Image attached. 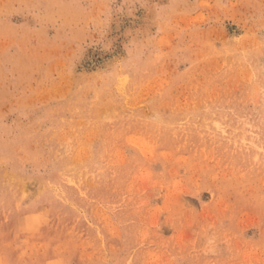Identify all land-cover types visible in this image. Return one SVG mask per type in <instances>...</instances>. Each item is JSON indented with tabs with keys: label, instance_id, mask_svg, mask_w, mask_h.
Instances as JSON below:
<instances>
[{
	"label": "rangeland",
	"instance_id": "1",
	"mask_svg": "<svg viewBox=\"0 0 264 264\" xmlns=\"http://www.w3.org/2000/svg\"><path fill=\"white\" fill-rule=\"evenodd\" d=\"M0 264H264V0H0Z\"/></svg>",
	"mask_w": 264,
	"mask_h": 264
}]
</instances>
